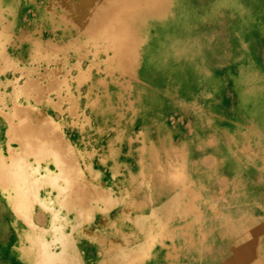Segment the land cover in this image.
<instances>
[{"label":"bare ground","instance_id":"obj_1","mask_svg":"<svg viewBox=\"0 0 264 264\" xmlns=\"http://www.w3.org/2000/svg\"><path fill=\"white\" fill-rule=\"evenodd\" d=\"M19 8L17 0H0V231L5 244L14 236L31 242L44 256L54 233L59 239L62 260L80 264L79 252L101 242L82 238L83 229L111 212L113 203L105 199L101 190L86 184L74 143L68 138L64 140L68 131L50 120L52 111L55 115L53 108L47 113L38 110L48 104L43 97L44 83L33 82L28 74L24 75L25 82L16 77L18 62L7 50L13 51L14 47L20 54V47L14 46L12 36L16 42L27 41L29 58L54 62L47 57L34 33L24 36L20 31ZM92 11L91 21L85 24ZM66 28L74 32L85 29L84 40L91 42L93 56L106 55L102 57L109 69L131 72L136 101L144 102L142 108H152L153 115L159 114L160 122L167 128L165 120L170 117L162 114L160 101L165 82L185 68L187 79L181 84L185 91L192 87L189 79L197 74L194 64L198 59L208 72V81L217 84L204 64L212 66L218 62L220 47L231 49L229 57L230 53L232 57L239 56L245 70L241 78H229V81L237 86L248 75V81L254 80V74L259 77V82L247 83L250 87L241 89L240 96L244 101L259 102L253 116L259 135L264 136L261 133L264 131V0H104L99 9H95L94 0H87L78 14L66 17ZM57 80L55 77L44 80L52 93L63 84V80ZM82 80L83 74L79 73L71 82L79 85ZM212 143L208 140L207 146L203 145L208 148ZM203 145L199 147L202 151ZM214 154L208 155L207 160L202 157L201 162L212 168L209 179L222 187L227 181L224 173L227 169L221 167L220 155ZM198 156L190 163L192 170L202 167ZM197 189L189 193L190 198ZM253 190L254 187L248 195L245 191L242 198L253 196ZM261 191L264 189L257 187L253 197L259 198ZM212 193L211 189L207 194ZM204 197L209 200L205 193L197 202L190 200L182 212L172 215L166 230H156L155 238L146 239L144 248L137 247L138 238L120 235L113 244L102 243L110 248L96 264H200L203 261L230 264L231 252L226 257L214 254L221 245L229 246L230 250L235 247L231 246V226L225 230L218 226L223 220L224 224L231 222L230 207H227L228 215L220 204H212L216 198L208 205L202 201ZM132 210L129 206L122 216L133 218ZM249 222H242L246 223V232L234 233L239 239L238 250L246 253L243 263L264 264V248L253 242L260 241L259 233L264 225ZM134 231L141 234L139 229ZM147 231L144 227L143 234ZM241 236H245L244 241L240 240ZM123 243L133 248L115 249ZM0 264H6L4 255H0Z\"/></svg>","mask_w":264,"mask_h":264},{"label":"rangeland","instance_id":"obj_2","mask_svg":"<svg viewBox=\"0 0 264 264\" xmlns=\"http://www.w3.org/2000/svg\"><path fill=\"white\" fill-rule=\"evenodd\" d=\"M86 1L17 0L20 31L24 36L34 33L47 57L54 62L29 58L27 41L18 39L16 42L15 36L11 40L14 46L20 47V54L14 47L13 51L7 50L18 62V81L25 82L24 75L28 74L33 82L44 83L43 97L48 104L38 110L47 113L53 108L56 116L52 111L50 120L68 131L64 140L68 138L74 143L77 163L86 184L101 190L105 199L113 203L111 212L83 229L82 238L101 242L99 246L79 252L80 264H96L102 260L110 247L101 244H113L119 235L133 237V240L138 238L137 247L144 248L146 239L155 238L156 230H166L172 215L182 212L190 200L197 202L205 193L209 200L204 197L202 201L210 205L211 199L216 198L213 205L220 204L228 215L227 207L231 211V222L224 224L223 220L218 226L224 230L231 226V246L235 247L230 250L229 246L221 245L214 254L226 257L231 252L230 264H245L246 253L238 250V237L234 233L237 230L246 232V223H242L246 220L249 224L264 225V192L261 191L259 198L253 197L257 187L264 189V136L259 135L253 116L259 102L244 101L240 90H248L247 83H257L259 77L254 74V80L248 81V75L238 87L230 82L229 78H241L245 69L240 57H232L231 53L229 57L231 49L224 47L217 50L216 64H204L217 84L208 81V72L195 59L194 67L198 71L189 79L192 87L185 91L181 84L187 79L185 68L176 77L171 75L163 85L165 91L161 92L160 101L162 114L170 117L165 120L167 128L160 122L159 114L153 115L152 108H142L144 102L136 101L131 72L113 71L106 66V55L93 56L91 42L84 40L85 29L80 32L67 30L66 17L78 14ZM103 1L94 0L95 9H99ZM31 4H35L34 8L25 7ZM93 15V11L87 15L85 24ZM79 73L83 74V80L79 85L72 84L71 80ZM49 77H55L58 82L63 80V84H56L59 89L53 93L44 81ZM208 140L213 143L207 148ZM201 145L205 150L199 149ZM204 152H208L207 155L203 156ZM214 153L220 155L219 163L227 169L224 171L227 181L222 187L209 179L212 168L201 162L202 157L207 160V156ZM196 155L202 167L192 170L190 163ZM253 187V196L242 198L244 192L248 195ZM195 188L197 193L190 198L189 193ZM211 189L213 193L207 194ZM129 206L133 207V218L122 216ZM144 227L148 228L145 234ZM259 235L260 241L253 242L264 248V229ZM50 238L44 256L27 240L12 236L5 244L0 231V255L5 256L6 264H67L59 254V239L54 233ZM240 240L244 241L245 236ZM124 245H117L115 249L133 248V245Z\"/></svg>","mask_w":264,"mask_h":264}]
</instances>
